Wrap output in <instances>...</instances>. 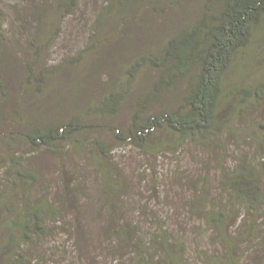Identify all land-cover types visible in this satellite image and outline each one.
I'll list each match as a JSON object with an SVG mask.
<instances>
[{"label": "trees", "instance_id": "1", "mask_svg": "<svg viewBox=\"0 0 264 264\" xmlns=\"http://www.w3.org/2000/svg\"><path fill=\"white\" fill-rule=\"evenodd\" d=\"M81 1L58 0L56 6L64 17H69L76 14ZM145 1L103 0L91 27L93 37L106 38L107 35L99 36L102 30L128 14L137 19ZM162 1L151 0L156 4ZM198 1V16L178 27L176 34L147 51L133 53L126 63L118 57L114 59L124 82L107 83L106 92L83 107L77 106L82 98L75 94L77 112L60 120L25 123L18 138L29 152L0 149L4 181L0 186V221L9 230L0 254L9 253L7 264H30L27 253L31 248L35 246L37 252L39 239L47 238L55 225L66 222L70 192L73 194L68 198L76 196L79 202L86 201L89 194L81 181L88 180L84 177L89 173L80 169L82 165H88L95 175L98 194L92 209L108 221L104 233L113 245L108 255L120 264H264L263 123L254 126L250 134L260 150L251 155L238 142L240 150L234 162L222 169V188L212 190L215 184L210 182L209 186H201L209 179L203 174L185 201L179 221L172 215L155 216L154 228L146 230L137 219L124 216L135 185L133 176L116 155L118 145L155 158H178L191 144L202 149L201 162L210 165L213 158L218 165V150L228 148L227 141L237 131L249 129H239L231 117L248 110L264 115V81L243 83L240 79L249 75L264 57V0ZM186 9L188 18L190 10ZM4 25L0 11L2 45L6 42ZM105 42L112 44L108 47L115 53L131 52L133 48L126 38L110 37ZM90 44L85 49L91 48ZM63 60L61 65H73L79 62V55ZM37 64L38 61L28 67L33 69ZM147 74L153 78L134 100L130 120L119 122L131 92L129 85ZM91 78L87 81L91 86L101 82ZM179 83L186 85L179 103L153 108L162 103L168 89ZM0 93L7 95L1 81ZM4 106H8V101L0 98V109ZM163 131L169 138L152 141L155 134H166ZM8 137L13 139L2 133L0 126V143ZM40 153L58 158L63 168L68 161L73 162L79 168L75 175L79 185L74 187L66 179L63 191L53 188L45 180L42 166L33 159ZM78 209L81 211L82 207ZM137 213L140 218L149 216L146 208Z\"/></svg>", "mask_w": 264, "mask_h": 264}, {"label": "rangeland", "instance_id": "2", "mask_svg": "<svg viewBox=\"0 0 264 264\" xmlns=\"http://www.w3.org/2000/svg\"><path fill=\"white\" fill-rule=\"evenodd\" d=\"M56 2L58 0H0V11L5 20L2 32L6 38V42L0 44V81L3 91L7 93L6 96L0 93V98L8 101V106L0 109V126L2 133L13 136V139L8 137L9 140L0 143L3 152L7 149L12 153L18 150L29 152L18 138L25 123L53 122L77 112L75 94L82 98L77 106L91 104L89 100H95L106 92L107 83L125 81L120 76L119 65H115L116 57L123 63L128 62L133 53L156 47L158 42L176 34L178 27L182 28L190 20L194 21L200 12L198 0H183L180 3L163 0L159 4L146 0L140 6L137 19L128 14L115 23L112 21V25L99 34L101 37L107 35L106 38H126L133 48L131 52H123V56L121 52L111 51L112 48L108 46L112 44H107L106 38L99 39L92 35L91 27L103 7V0H82L76 14L69 17H64V13L57 9ZM188 7L190 12L186 18ZM170 19L174 20L173 23H170ZM117 26L118 29H115ZM88 43H92L91 48L85 49ZM77 55L78 63L61 65L63 59L68 60ZM36 61L37 66L29 69L28 65ZM91 76V79H100L101 82L91 86L87 83ZM141 76L139 82L129 85L131 92L118 118L119 122L130 120L134 100L153 78L149 74ZM240 79L244 80L243 83L264 81V57L249 75H242ZM185 88V83H179L172 90L168 89L162 103H157L153 108H162L164 104L176 105ZM230 120H235L239 129H249L247 132L237 131L234 137L228 139V148L218 150V165L213 158L210 159V165L201 162L202 149L191 144L179 153L178 158L171 155L155 158L137 149L118 145L116 155L133 176L135 185V193L129 198L124 216L137 219L141 227L149 230L154 228L155 216L172 215L179 221L184 215L182 209L185 201L192 195L196 183L199 185L203 174H207L209 179L203 184L201 182V186H209L210 182L211 185L215 184L212 190L217 186L220 190L222 169L234 162L236 152L240 150L237 143L243 144V150H248L251 155L260 150L250 134L254 126L264 124V115L249 113L248 110L246 113L243 111L242 115L237 112V116ZM163 132L166 134L157 133L152 141L169 138L167 132ZM36 156L33 159L42 166L44 178L53 188L59 187L58 191H63L66 179L74 187L79 185L75 178L79 168L73 162L68 161L63 168L61 161L52 155L40 153ZM80 169H86L89 173L84 177L88 180L81 181V186L85 185L84 189L89 194L85 196L86 201L79 202L76 196L68 198L73 193L68 194L66 222L55 225L47 238L39 239L37 252L35 246L31 248L27 253L30 264H120L108 255L109 248L113 247L104 233L108 221H105L103 214L99 216L92 209L98 194L95 175L88 165H82ZM3 184L0 173V186ZM78 207H82L81 211ZM144 208L148 218L138 217L137 212ZM1 217L2 213L0 220ZM2 224L0 221V248L9 235V230ZM33 252H36L35 255ZM8 255L0 254V264H7Z\"/></svg>", "mask_w": 264, "mask_h": 264}]
</instances>
